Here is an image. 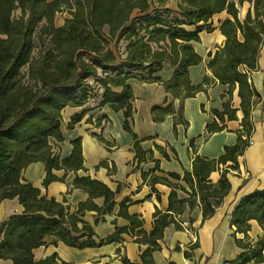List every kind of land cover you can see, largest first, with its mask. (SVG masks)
Returning a JSON list of instances; mask_svg holds the SVG:
<instances>
[{
	"label": "trees",
	"instance_id": "obj_1",
	"mask_svg": "<svg viewBox=\"0 0 264 264\" xmlns=\"http://www.w3.org/2000/svg\"><path fill=\"white\" fill-rule=\"evenodd\" d=\"M168 1L0 0V201L16 197L24 207L22 213L11 214L0 222V258H9L13 264H61L55 254L35 260L33 249L46 245L49 236L54 238V244L59 240L66 245L83 248L119 239L122 232H127L137 242L147 243L148 247L140 255L141 263H132L126 258H122L123 262L155 264L151 252L160 248L158 240L164 227L174 224L181 228L177 215L185 202L193 207V196L199 195L205 219L214 213L221 198L229 191L226 174L229 169L238 167L237 155L248 145L253 130L250 116L252 101L260 96L249 81V72L257 68L263 44L264 0H254V16L248 13L243 22L237 18L234 0H175L178 11L162 9ZM242 1L238 0L239 3ZM62 9L67 10L70 17L56 26L54 16ZM134 11L137 15L132 16ZM221 11H226L233 20L226 18L221 22L226 39L208 65L212 69L224 65L226 72L217 73L216 78L228 84L229 94L237 84L243 114L240 124L245 138L240 133L236 143L225 146L224 153L215 159L195 156L192 171L185 172L182 177L170 173V177L182 178L188 184L191 190L189 197L178 199L172 190L167 210H155L149 233L142 228L141 220L126 212L122 203L119 214L128 219L129 226L116 228L110 236L95 242L92 226L82 219L83 213L87 209L95 210V221H98L99 214L112 207L114 191L89 176L75 177L74 185L87 190L92 197L104 196V206L81 203L76 210L70 211L67 205L54 197L40 195L39 189L22 177V170L30 162L42 161L46 169L43 183L47 185L62 179L52 174L53 168H81L80 138L71 141V153L65 158L52 154L48 138L62 140L59 112L65 106H82L88 99L89 80L93 78L103 89L98 106L107 103L112 109H123V126L131 131L128 118L134 96L127 80L136 76L131 72L133 57L118 61L117 46L121 41L126 49L133 47V56L137 55L138 48L147 49L148 76L140 80L161 82L154 74L161 69L163 62H168L174 66V73L168 81L161 82L166 90L181 97L194 95L202 85L190 83L187 67L198 64L202 58L195 52L191 41H198V34L203 30L212 31L210 19ZM173 13L178 17H171ZM187 26L194 28L189 30ZM237 31L241 39L237 37ZM161 41L170 46L166 56L165 52L151 48V43L159 44ZM121 67H127L128 72H122ZM241 67L246 70H241ZM115 87L121 89L115 91ZM86 110L75 112L68 126L79 121ZM168 110L169 107L152 106L153 119H161ZM212 112L215 118L206 125L208 132L224 129L225 116L227 119L235 118L230 99L223 103L222 111L213 109ZM133 137L136 138L134 133ZM228 161L231 163L227 164ZM220 165H225V168L213 185L208 178L209 173ZM155 181L184 190L166 177H155ZM252 219L264 227V188L242 196L231 212L235 231L245 236ZM236 244L244 250L229 261L230 264L264 261V235L254 244L248 239L245 243L236 239Z\"/></svg>",
	"mask_w": 264,
	"mask_h": 264
},
{
	"label": "crops",
	"instance_id": "obj_2",
	"mask_svg": "<svg viewBox=\"0 0 264 264\" xmlns=\"http://www.w3.org/2000/svg\"><path fill=\"white\" fill-rule=\"evenodd\" d=\"M221 12L215 13L210 19L212 31L203 30L198 34V41H191L195 52L202 58L198 64L187 67L190 83L202 85L194 95L181 97L166 90L161 82L172 77L174 66L163 62L161 69L154 74L161 82L137 78L127 80L134 96L131 100V116L128 118L131 131L123 126V109H112L107 103L96 106L87 109L79 121L68 126L70 117L82 111L83 107L65 106L59 127L62 140L50 137L49 144L56 156L65 158L71 153V141L80 138L81 168H53L52 174L62 179L47 185L43 183L46 169L42 161L30 162L22 170V177L38 188L40 195L54 197L67 205L70 211L76 210L81 203L104 206V196L92 197L87 190L74 185L75 177L89 176L114 191L112 207L99 214L98 221H95V210L87 209L83 213L82 219L92 226V239L95 242L107 238L116 228L129 226L128 219L119 214L122 203L126 212L141 220L142 228L149 233L153 227L155 210H167L172 190L178 199L189 197L188 192L191 190L188 184L182 178L170 177V173L182 177L185 172L192 171L195 156L215 159L224 153L225 146L236 143L240 133L245 138L240 124L243 114L239 106L237 84L229 94L228 84L216 78L217 73L226 72L224 65L216 66L215 69L208 65L226 39L220 24L228 15L223 18L217 16ZM241 70L246 68L241 67ZM263 80L264 42L259 50L257 68L249 72V81L260 95L252 101L250 116L253 130L248 145L237 155L238 167L229 169L226 174L229 191L221 198L214 213L205 219L199 195L193 196V207L185 202L177 215L181 228H176L174 224L164 227L162 237L158 240L160 248L151 252L155 264H230L229 261L244 250L236 244V239L242 243L248 239L254 244L264 235V227L254 219L249 221L247 236L235 231V226L231 224V212L237 201L244 195L264 188ZM120 89L113 88L115 91ZM228 99L235 109V118L227 119L225 116L224 129L208 132L206 125L215 118L212 110L222 111L223 103ZM152 106L169 107V110L161 119L154 120ZM223 168L225 165L210 171L208 178L213 185L217 183ZM155 177H166L184 190L153 182ZM23 210V205L16 197L1 200L0 222ZM134 238L122 232L119 239L77 248L59 240L54 244V238L49 236L46 245L33 249V256L39 260L55 254L61 264H125L122 258L141 263L140 255L148 244L137 242ZM0 264L13 262L9 258H0ZM249 264H264V261Z\"/></svg>",
	"mask_w": 264,
	"mask_h": 264
},
{
	"label": "rangeland",
	"instance_id": "obj_3",
	"mask_svg": "<svg viewBox=\"0 0 264 264\" xmlns=\"http://www.w3.org/2000/svg\"><path fill=\"white\" fill-rule=\"evenodd\" d=\"M234 1L236 3V7L238 10L237 18L239 19L240 22L244 21V19L246 18L248 13L250 14L251 17L254 16V3H255L254 0H243L241 3H239L238 0H234ZM163 8H170L171 10L178 11V7L176 5L175 0H169L166 3V5L164 7H162V9ZM17 14H18V10L15 11V15H17ZM135 15H137V11H134L132 13V16H135ZM162 15L166 16V13L162 12ZM226 15H228V18L233 20L232 16L229 15L226 11H222L221 13L217 14V16H220L221 18H223ZM170 16L171 17H178V15H176L174 13L170 14ZM67 17H70L69 12L67 10L62 9L61 11H59L55 14L54 20H53L54 24L56 26H59L58 24L60 22L63 23L64 19ZM262 22L264 24V18H262ZM193 28H194V26H190V27L187 26V29H189V30H192ZM140 34L142 35V32ZM237 37L239 39L242 38L239 31H237ZM262 41L264 42V34L262 35ZM159 44L161 47H159ZM159 44L151 43L152 50L153 51L158 50L160 52H165V56L168 55L170 52L169 44L166 41H161ZM117 47H118V52H117L118 61L124 62L125 58H129V56L133 57L132 61H133L134 66L131 68L132 74H134L137 79L146 78L148 76L147 75V64H148L147 61L149 59V54L147 52V49L144 47L138 48L137 49V55L133 56L134 55L132 53L133 47L126 49L125 43H123L122 41L118 44ZM129 63H130V61H129ZM120 70H122V72H128L127 67H121ZM99 76L101 77L102 75L99 74ZM102 92H103V89L97 84V82L95 81L94 78L89 80V87H88V93H87L88 99L82 105L83 109H92V108L98 106L100 100L102 99ZM63 111H64V108H62L59 112L60 115L58 117V120H60V124L62 122ZM60 124H59V127H60ZM49 138H48V140H49ZM51 151L54 154L53 149H51Z\"/></svg>",
	"mask_w": 264,
	"mask_h": 264
},
{
	"label": "built area",
	"instance_id": "obj_4",
	"mask_svg": "<svg viewBox=\"0 0 264 264\" xmlns=\"http://www.w3.org/2000/svg\"><path fill=\"white\" fill-rule=\"evenodd\" d=\"M52 154H53V152H52Z\"/></svg>",
	"mask_w": 264,
	"mask_h": 264
}]
</instances>
